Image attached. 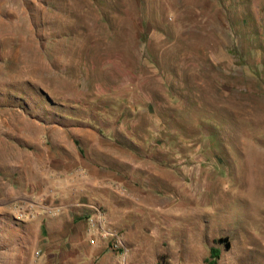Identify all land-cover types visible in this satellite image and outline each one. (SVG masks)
<instances>
[{
  "label": "rangeland",
  "instance_id": "374dc122",
  "mask_svg": "<svg viewBox=\"0 0 264 264\" xmlns=\"http://www.w3.org/2000/svg\"><path fill=\"white\" fill-rule=\"evenodd\" d=\"M54 163L168 223L151 264H264V0H0V209Z\"/></svg>",
  "mask_w": 264,
  "mask_h": 264
},
{
  "label": "crops",
  "instance_id": "0c3cea01",
  "mask_svg": "<svg viewBox=\"0 0 264 264\" xmlns=\"http://www.w3.org/2000/svg\"><path fill=\"white\" fill-rule=\"evenodd\" d=\"M80 176L54 163L50 169L40 168L38 177L34 178L41 181L40 187L49 188L5 195L2 199L5 206L0 209L3 230L0 264H31L34 257L38 264H119L122 256L109 248L107 239L96 235L88 221V217L100 215L105 227L114 225L124 229L128 251L123 261L152 263L153 248L160 250L157 240L168 223L160 219L153 223L130 219L128 215L135 213V209L120 203V180L115 184L116 189L110 190L111 194L105 188L91 197L93 190L88 189L84 184L86 179ZM99 206L102 213H98ZM91 237L94 243L89 241Z\"/></svg>",
  "mask_w": 264,
  "mask_h": 264
},
{
  "label": "built area",
  "instance_id": "2783aa9c",
  "mask_svg": "<svg viewBox=\"0 0 264 264\" xmlns=\"http://www.w3.org/2000/svg\"><path fill=\"white\" fill-rule=\"evenodd\" d=\"M88 221L91 223V226L94 227V230L96 231L97 235L107 239L109 248L119 252L124 260L128 248L124 245L119 231L113 227H105L103 225L104 221L102 215L97 216L96 219H93L92 217L91 218L88 217ZM90 241L92 242L94 241V239H91ZM38 254H39L38 251H36L35 255ZM123 260H122L123 262L122 264H125L126 261Z\"/></svg>",
  "mask_w": 264,
  "mask_h": 264
},
{
  "label": "trees",
  "instance_id": "16d2710c",
  "mask_svg": "<svg viewBox=\"0 0 264 264\" xmlns=\"http://www.w3.org/2000/svg\"><path fill=\"white\" fill-rule=\"evenodd\" d=\"M218 241L220 242H224V246L225 248H228L229 244L228 242L226 241V239H219ZM219 248L218 247H212L210 249V254H209V259L206 261V264H214L215 262V259L218 257V254H219Z\"/></svg>",
  "mask_w": 264,
  "mask_h": 264
}]
</instances>
